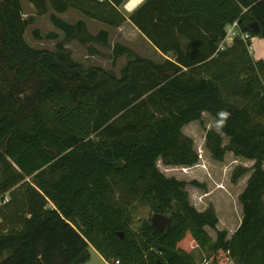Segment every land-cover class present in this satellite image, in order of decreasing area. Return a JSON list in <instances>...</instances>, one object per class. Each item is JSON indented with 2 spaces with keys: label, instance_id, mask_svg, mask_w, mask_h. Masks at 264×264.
I'll use <instances>...</instances> for the list:
<instances>
[{
  "label": "trees",
  "instance_id": "16d2710c",
  "mask_svg": "<svg viewBox=\"0 0 264 264\" xmlns=\"http://www.w3.org/2000/svg\"><path fill=\"white\" fill-rule=\"evenodd\" d=\"M48 12L62 34L53 51L24 41L34 21L22 18L20 0L0 1V64L23 90L0 89V264H87L89 249L119 264H264V62L251 55V38L264 40V0H145L129 14L125 0H26ZM74 10L112 29L130 23L162 56L153 62L109 33L92 35L84 21L59 16ZM237 20L242 34L222 52L224 29ZM257 24L260 35L249 27ZM36 39H40L35 32ZM59 34L43 39L57 41ZM109 49L119 75L74 61L65 45ZM15 92V93H14ZM207 113L220 134L206 130L204 147L222 163L227 153L253 162L236 167L235 184L250 172L237 201L241 222L227 237L211 206L190 205L187 186L166 178V167L198 162L181 129ZM226 139V144L223 140ZM133 203L170 219L155 233L150 223L130 228ZM215 233L212 240L205 232ZM120 233L123 238H120Z\"/></svg>",
  "mask_w": 264,
  "mask_h": 264
},
{
  "label": "rangeland",
  "instance_id": "374dc122",
  "mask_svg": "<svg viewBox=\"0 0 264 264\" xmlns=\"http://www.w3.org/2000/svg\"><path fill=\"white\" fill-rule=\"evenodd\" d=\"M1 1V0H0ZM22 7V18L25 20L29 17L34 19L33 23L29 25L23 35L25 43L32 49L53 51L56 42L61 41L62 34L55 30L48 20V15L51 10L48 8V12L42 16L37 15V9L27 2L26 0H20ZM61 19L69 24H73L78 20H82L86 23L87 29L90 34L95 35L99 30H106L109 33L108 42L110 46L114 44H120L131 49L138 56L153 61L160 62L161 57L153 50V48L135 31L129 28H124L121 31L112 29L105 25H102L96 21H92L82 16L80 13L74 10H68L66 13L59 16ZM35 32L40 39H36ZM49 32H56L59 34L57 41H48L43 39ZM95 51H87L84 47L80 46L76 42H70L65 45V49L69 51L71 58L82 64L85 68L95 66L100 67L106 71H113L116 76L119 75V70L125 65V57H121L117 60L114 67L110 61L109 49L102 48L99 45H91ZM253 52V49L251 53ZM15 85L16 88L22 89L24 92L17 96V104L25 107L27 104L26 96H30L31 86L25 84L24 86L15 82L12 77V73L6 69V67L0 64V89L7 90ZM15 93V92H14ZM31 97V96H30ZM202 125L197 122L190 123L181 129V132L186 137H189L193 141V150L198 156V162L191 168L180 167H166L158 160L156 161V168L164 177L174 178L178 181L189 183L196 181L205 187V191L202 192L191 186L185 188L189 203L195 208V210L202 212L211 206L215 212V206L218 209L220 217V226H225L226 202H231L230 205L234 208L235 197L239 194L243 188L250 172L241 177L235 184L230 182V176L234 168L240 166L250 169L253 162L244 160L242 158H235L230 153H227L222 163H216L211 158L209 153L204 147V134L206 130H213L220 134V129L216 121H214L207 113H202ZM223 144H226V139L223 140ZM208 194V197L204 196ZM201 210V211H200ZM216 214V213H215ZM152 213L147 205L140 203H133L129 208L130 228L132 231H137V228L145 222H150ZM218 224L216 229L223 231ZM206 234L212 239H215V234L210 229H205ZM226 232V231H225ZM90 259L87 264H107L104 259L96 253L93 249H89ZM195 264H198L202 259V254L194 249L191 252Z\"/></svg>",
  "mask_w": 264,
  "mask_h": 264
},
{
  "label": "crops",
  "instance_id": "0c3cea01",
  "mask_svg": "<svg viewBox=\"0 0 264 264\" xmlns=\"http://www.w3.org/2000/svg\"><path fill=\"white\" fill-rule=\"evenodd\" d=\"M95 1H103V0H95ZM145 0H125L123 5H122V12L124 14H129L133 10H135L138 6H140ZM124 28H129L135 31L138 35H140L149 45L150 43L128 22L124 23L120 28H118V31L123 30ZM251 43V51L253 49V52L251 53L252 58L255 61L261 60L264 62V40L259 39V38H251L250 40ZM151 46V45H150ZM152 47V46H151ZM153 48V47H152ZM153 50L161 57V58H166L162 56L160 53H158L154 48ZM246 182L244 183L243 188L240 190L239 194L243 191L245 188ZM235 197V206L234 208L230 205L231 202H226V211L223 213L225 215V226H220V217H219V212L218 209L215 206V213L218 218V229L219 226L222 228L223 231H226L227 237H230L238 228L240 222H241V207L237 201L238 195ZM204 196L208 197V194H204ZM264 201V197H263ZM201 211V210H200ZM219 231V230H218ZM215 234V233H214ZM203 264H209L208 262L203 263Z\"/></svg>",
  "mask_w": 264,
  "mask_h": 264
},
{
  "label": "built area",
  "instance_id": "2783aa9c",
  "mask_svg": "<svg viewBox=\"0 0 264 264\" xmlns=\"http://www.w3.org/2000/svg\"><path fill=\"white\" fill-rule=\"evenodd\" d=\"M240 38L243 41H247L249 39L248 35L242 34L239 29V24L237 20L232 21L228 26L224 29V37L220 42L217 52L224 51L227 47H229L234 40ZM107 264H119V261L112 260L110 262H106Z\"/></svg>",
  "mask_w": 264,
  "mask_h": 264
},
{
  "label": "water",
  "instance_id": "95a60500",
  "mask_svg": "<svg viewBox=\"0 0 264 264\" xmlns=\"http://www.w3.org/2000/svg\"><path fill=\"white\" fill-rule=\"evenodd\" d=\"M249 29L256 35H260V28L259 26L255 23L252 24ZM150 228L152 231L155 233H161L164 228H170V219L166 216L159 215V214H154L150 218ZM120 238L122 239L123 236L120 233Z\"/></svg>",
  "mask_w": 264,
  "mask_h": 264
}]
</instances>
